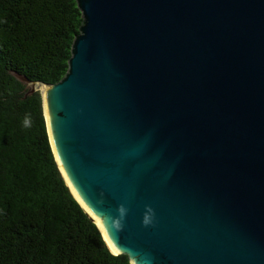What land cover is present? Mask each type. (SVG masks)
I'll return each mask as SVG.
<instances>
[{
	"label": "water",
	"instance_id": "95a60500",
	"mask_svg": "<svg viewBox=\"0 0 264 264\" xmlns=\"http://www.w3.org/2000/svg\"><path fill=\"white\" fill-rule=\"evenodd\" d=\"M77 4L65 77L14 75L41 91L57 166L111 251L264 264V0Z\"/></svg>",
	"mask_w": 264,
	"mask_h": 264
},
{
	"label": "trees",
	"instance_id": "16d2710c",
	"mask_svg": "<svg viewBox=\"0 0 264 264\" xmlns=\"http://www.w3.org/2000/svg\"><path fill=\"white\" fill-rule=\"evenodd\" d=\"M82 21L77 0H0V264H131L64 180L41 91L14 75L61 81Z\"/></svg>",
	"mask_w": 264,
	"mask_h": 264
},
{
	"label": "clouds",
	"instance_id": "9594fccd",
	"mask_svg": "<svg viewBox=\"0 0 264 264\" xmlns=\"http://www.w3.org/2000/svg\"><path fill=\"white\" fill-rule=\"evenodd\" d=\"M24 124H25V126H29V124H30V119L27 116L25 117ZM121 212H123V209H121Z\"/></svg>",
	"mask_w": 264,
	"mask_h": 264
},
{
	"label": "bare ground",
	"instance_id": "6f19581e",
	"mask_svg": "<svg viewBox=\"0 0 264 264\" xmlns=\"http://www.w3.org/2000/svg\"><path fill=\"white\" fill-rule=\"evenodd\" d=\"M40 89L42 90V92L44 93L45 92V87L40 85Z\"/></svg>",
	"mask_w": 264,
	"mask_h": 264
}]
</instances>
